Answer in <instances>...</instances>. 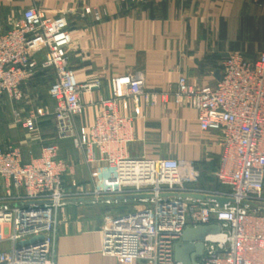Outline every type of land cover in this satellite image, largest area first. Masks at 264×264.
Returning a JSON list of instances; mask_svg holds the SVG:
<instances>
[{"label": "built area", "instance_id": "built-area-1", "mask_svg": "<svg viewBox=\"0 0 264 264\" xmlns=\"http://www.w3.org/2000/svg\"><path fill=\"white\" fill-rule=\"evenodd\" d=\"M70 44L64 14L49 16L30 6L6 28L0 19V101L6 97L13 105L20 103L23 85L34 72H51L52 112L28 107L23 117L14 112L16 122L36 132L51 115L57 138H72L84 163L106 165L107 183L91 190L75 180L67 184L72 169L54 142L44 144L28 162L12 145L0 146V178L6 182L0 195V264H55L57 217L70 200L90 196L92 203L110 206L118 197L133 195L145 197L136 199L130 212L106 216L101 225V253L116 264H181L174 259V244L183 230L209 224H217L220 232L205 237L197 264H264V27L254 58L227 55L212 85L196 86L180 76L170 96L177 106L196 109L200 130L219 134L214 177L226 190L216 192L197 187L199 171L192 161L129 155L140 102L154 100L138 74L112 78V96L97 101L100 108L92 123L76 126L75 118L83 112L81 94L100 83L76 81L68 63ZM186 194L227 202L220 206ZM35 236L42 239L20 244Z\"/></svg>", "mask_w": 264, "mask_h": 264}, {"label": "crops", "instance_id": "crops-1", "mask_svg": "<svg viewBox=\"0 0 264 264\" xmlns=\"http://www.w3.org/2000/svg\"><path fill=\"white\" fill-rule=\"evenodd\" d=\"M30 6L49 16L66 15L71 37L68 63L76 81L100 83L98 89L81 94L83 112L75 118L77 127L90 125L100 108L97 101L112 96V78L138 74L144 80L143 90L154 95V100L140 102L129 155L192 161L199 171L198 188L226 190L214 177L219 134L200 130L196 109L177 106L170 96L180 76L196 86L212 85L227 55L254 58L262 45L264 4L254 0H0L4 28ZM51 78V72L36 70L23 85V101L13 105L2 98L0 146L12 145L20 151L22 161L28 162L40 155L44 144L54 142L59 156L72 169L65 178L67 184L75 180L88 190L103 187L107 183L106 165L84 163L72 138H57L51 115L39 122L36 132L16 122L14 112L23 117L28 107L52 112L48 94ZM5 185L0 178V195ZM99 202L94 204L92 197L85 196L70 200L59 212L55 264H116L115 258L101 253V225L106 216L130 212V204H137V200L118 199L110 206Z\"/></svg>", "mask_w": 264, "mask_h": 264}, {"label": "water", "instance_id": "water-1", "mask_svg": "<svg viewBox=\"0 0 264 264\" xmlns=\"http://www.w3.org/2000/svg\"><path fill=\"white\" fill-rule=\"evenodd\" d=\"M184 196H189L200 200H215L220 206L227 202V199L213 195L186 194ZM142 197L145 196H128L130 199H138ZM117 199H123V197H118ZM219 232L220 227L217 224L198 225L195 227L185 228L181 234V241L174 244V259L181 264H197V258L203 253V240L205 237L207 235H214ZM41 239L42 236H35L29 240L20 242V244L26 245Z\"/></svg>", "mask_w": 264, "mask_h": 264}, {"label": "rangeland", "instance_id": "rangeland-1", "mask_svg": "<svg viewBox=\"0 0 264 264\" xmlns=\"http://www.w3.org/2000/svg\"><path fill=\"white\" fill-rule=\"evenodd\" d=\"M136 205H137L136 203H131L130 204V208H132L131 211L135 208Z\"/></svg>", "mask_w": 264, "mask_h": 264}]
</instances>
